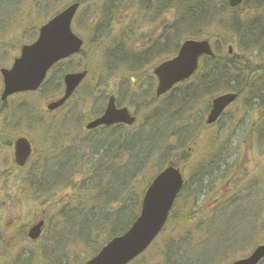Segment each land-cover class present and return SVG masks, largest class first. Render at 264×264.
Wrapping results in <instances>:
<instances>
[{
  "label": "rangeland",
  "instance_id": "rangeland-1",
  "mask_svg": "<svg viewBox=\"0 0 264 264\" xmlns=\"http://www.w3.org/2000/svg\"><path fill=\"white\" fill-rule=\"evenodd\" d=\"M73 1L75 0H41L40 4V0H0V61H3L2 64L0 63V68L11 67L15 57L20 55L19 47L36 40L38 24H43L53 13ZM83 1L84 4L73 22L72 28L85 39L87 47L82 55L61 61L55 70L51 71L55 73L56 77L62 71L88 69L89 77L75 93L73 100L69 101L61 110L51 113L45 110V104L59 95L61 85L57 84V78H55L50 87L42 89L37 94L13 96L7 102L4 110L0 112V135H6L5 139L0 137V264H74L76 259L74 253L76 252L73 249L77 250L78 259L91 257L113 234L111 227L98 225L106 218L98 215L101 208L99 209L97 204H94L89 213H86L90 209V204L97 202V198L110 194V192L113 196L115 193L121 194V189L115 190L118 184V180L115 183V173H112L109 176L110 179L107 180L104 177L107 171H102L101 161L109 162L111 158L94 157L86 149L75 157H69V159L72 158V161L67 160L71 153L68 148L73 146L70 139L78 134L84 135L86 123L96 118L93 107L88 105L89 102L100 98L102 102L106 103L110 94L119 93L117 94L120 96L117 100L118 104L137 105L135 108L129 107L140 117V123L136 127H125L124 134L126 136L139 130L143 123L154 116V113L158 114L157 118H160L161 124L172 115L174 104L153 110L152 107L157 103H152L151 99L147 104L137 103V94L142 90L146 95H150V82L153 81L151 78L155 60L143 63L144 68L140 65H133L131 59L127 61V66L132 71L130 72L128 68L127 71L121 70L124 67L120 62L121 59L117 58L115 62L110 63L106 54V51L110 50L108 45L112 47L114 40H117L114 43L118 44L120 37L114 36L109 39L107 45L105 42L110 35L113 37L114 34H119L126 39L125 47L129 50H143L148 46L154 47L155 45L154 50L150 52L153 53L157 50L154 53L157 55L159 53V56L164 57L162 49H158L164 40L178 30L180 24L184 25L185 31H188L187 23H184L183 18L176 11L175 4L168 2V8L164 10L167 14L161 13V9L157 10V14H155L152 10L151 0H149L151 5L146 3L147 0ZM185 1L188 7L201 2V0ZM46 2L48 3L47 11L52 10L55 5L56 8L51 14H44L45 10H43V14L39 18L38 11L47 6ZM252 2L253 0L245 2L241 8L245 17H241L253 19L257 14H264V0H260V5L261 2L262 5L257 9H254L255 5ZM108 4H110L109 13L105 8V5ZM177 7L181 9L183 2L179 1ZM245 7H248L246 11ZM135 9L139 11L135 12L134 21L136 23L140 20L136 25L132 22ZM82 12L86 17L85 24L81 22L80 14ZM106 15L112 30L105 31L104 25L103 28L94 30L97 23L102 22ZM178 19L180 21L177 23ZM262 20L264 25V19ZM15 22L17 23L14 29H9ZM206 30L208 36L218 35L225 42L232 43L234 51L240 52L241 45L237 42L239 39L237 33L235 35L234 32L229 31V36H223L216 24L209 25ZM155 31L158 32L154 34ZM212 39L216 51L218 49L221 53L218 54L226 57V44L222 46L215 38ZM5 45H8L7 48L14 53H8ZM11 54L12 56H10ZM257 56L251 58L250 64L255 68H262L264 56ZM131 75H133L135 85L126 91L122 79L124 76ZM50 77L49 75V79ZM262 77L261 74H258L255 81H263L264 77ZM239 80L241 78L238 81H229V87L235 89ZM194 84H197L195 79L192 82V85ZM2 85L3 79L0 74V95L3 91ZM189 85L190 82L181 88L174 89L173 94L183 93V89ZM185 93L184 95L190 98V95ZM210 95L208 93L200 99L198 105L193 108L194 113L188 119L200 122L210 105ZM239 98V102L228 108L227 113L218 124L201 131L198 130L196 134L187 132L185 137L176 136V134L166 135L165 143L159 144V149L156 147L152 149L148 156V160L152 161L148 163L146 160L142 168L143 171H140L139 175H144L145 181L141 180V176H138L128 189H123L124 194H121L116 200L110 201V207L119 208L123 212H129L130 209L135 212L137 207L139 211L145 184L149 181L146 177L154 170H158L155 165L156 160L164 158L166 154H170V157L176 159L183 158L186 186L178 206L174 209L172 222L167 225L152 247L141 255L135 264H165L167 256H169V264H172L183 255L185 250L184 257L187 260L176 261V264H216L226 254L233 255L235 251H239L237 255L246 254L242 251L249 249L252 245L255 248L259 244H264V209L262 210L264 205V125L262 123L264 95L262 98L253 99L250 103L246 94ZM79 99H83L84 102H80ZM185 101L186 104H189L188 100ZM245 102H248L250 112L243 108ZM254 103L255 105H251ZM162 110L164 111L162 112ZM74 121L75 128L69 123ZM80 124H84V127ZM11 125L17 129L10 130ZM57 130L63 132L58 133ZM8 131L11 133L7 134ZM19 131L21 132L19 134L29 136L35 152L29 165L23 170L15 169L13 159L9 160L13 153V146L12 148L9 146V140ZM97 134L100 136L101 132L97 131ZM229 135L233 138L226 143ZM63 139L66 140L64 145L61 144ZM108 141L111 140L108 139ZM117 141L119 144L115 141L112 142L115 148L116 144L119 146L126 143L120 138H117ZM186 141L190 142L185 144ZM154 152L156 153L153 155ZM216 152H218V159L212 161L211 166H207V161L211 160L210 154ZM98 170L101 173H98ZM232 177L234 178L232 179ZM249 180L252 185L255 182V186L249 188ZM246 193L252 196L244 197ZM83 195L86 196L82 200ZM221 198L222 200L230 198L220 204L227 206L232 204L231 208L228 207L227 210V214H230L224 213L222 219L216 220L217 222L212 224L213 220L200 221V219H211V216H208L205 211L199 216V208L209 207ZM114 211L108 212L107 218ZM42 213L46 218L45 232L39 241L32 242L25 236V228ZM83 220L88 221L89 224L92 223L94 227V229H87L89 232L92 231L90 235H88L89 233L85 235L89 238L92 236L95 241L98 238L101 239L100 244L95 242L93 245L90 240L87 246H83L80 238H73L69 243L72 233L69 222L71 221L70 225H73L76 221ZM76 224L78 227L77 222ZM209 224L211 225L208 227ZM85 226L87 225L85 224ZM57 242H63L67 245L66 248L71 251L65 249L57 251L54 255ZM231 242H234V247L229 246ZM240 249L242 250L240 251ZM66 252L71 254L68 259L59 260L58 258V260L51 261L56 259L58 254L65 255ZM51 255L54 256L48 259ZM235 259L233 256H228L224 259L223 264H231Z\"/></svg>",
  "mask_w": 264,
  "mask_h": 264
},
{
  "label": "water",
  "instance_id": "water-1",
  "mask_svg": "<svg viewBox=\"0 0 264 264\" xmlns=\"http://www.w3.org/2000/svg\"><path fill=\"white\" fill-rule=\"evenodd\" d=\"M243 1L229 0V3L230 6L235 7ZM79 7L78 3L70 5L47 25L41 27L37 42L23 47L22 56L16 59L11 69L1 70L5 87L1 96L3 101L17 92L37 90L53 64L80 51L83 40L79 39L70 28L73 16ZM181 45L175 58L163 62L155 68V73L160 80L158 91L165 93L176 82L190 77L197 70L201 55L214 56L211 44L207 39L202 41L186 40ZM86 75V71L66 75L64 96L51 102L48 108L51 110L61 107L72 96L73 91L81 84ZM236 99L237 95L233 93L216 97L207 122L216 121L224 109ZM135 119L126 108H116L115 98L111 97L103 116L90 122L87 127L95 129L101 124L118 122L129 124L133 123ZM15 142V161L19 165H25L32 153L31 143L24 137H20ZM182 184L183 178L179 169L170 166L164 170L148 188L143 201L142 215L134 222L133 227L123 236L114 237L99 254L85 264H126L144 251L166 224L169 210ZM43 226V220L34 224L30 228L29 237L32 240L37 239L42 233ZM263 257L264 246H259L251 257L236 261L235 264H257Z\"/></svg>",
  "mask_w": 264,
  "mask_h": 264
},
{
  "label": "bare ground",
  "instance_id": "bare-ground-1",
  "mask_svg": "<svg viewBox=\"0 0 264 264\" xmlns=\"http://www.w3.org/2000/svg\"><path fill=\"white\" fill-rule=\"evenodd\" d=\"M179 1L183 2V7L181 9L177 7V4L179 3ZM151 2L153 6L162 5V4H165L168 6V2H173L177 8L176 11L179 13V15H181V18L199 16L202 13L209 12L208 8L204 4L188 7L186 5L185 0H152ZM151 2L149 0L146 1V3L149 5H151ZM180 19H178L176 22L178 23ZM262 19H264V14L262 15L257 14V16H255L254 18L255 21H253V23L249 22L248 20L246 21L243 20L237 24L239 27L240 26L245 27L246 23L250 24L251 26H254L259 36L257 38L254 35L252 38H250L248 35L240 36L238 34L239 39L237 42L240 43L241 45L240 52L233 50V52H230L231 57H226L230 59L228 60V64L232 65L231 68L233 67L232 73L228 75V82L229 81L234 82V80L238 81V79L241 78V80H239L238 86H235V88H237L236 91L238 94V98L241 95L246 94V98L249 103L252 102L253 99L257 97L262 98L264 95V80L259 82V80L257 79L258 81H256L254 86H252L253 88L248 87L249 83L251 85V83L255 81V78L257 77L258 74L259 75L261 74L264 77V66L262 68L261 67L255 68L252 64H250V60L251 58H254V56L255 57H258L257 55L264 56V33H263L264 25H263ZM214 23L215 22L211 23V26H213ZM186 27L188 28L189 32L194 34L195 36H199V35H204L203 37L208 36L206 34L207 33L206 29L208 28V25H205L204 22H202V24L193 22ZM229 31L230 30L227 27L219 26V32L223 36L225 35L229 36L231 32ZM203 37L201 36L199 38H203ZM209 37L214 38L215 35L209 36ZM192 39L195 40V38H192ZM116 41L117 40H114L112 48L106 51V54L108 57L107 60L110 63H113L115 62V60H117V58L121 59L123 65L126 66L128 70L131 72L132 70L127 66V61L129 59L130 50L126 48L125 44L123 45L121 42H119L118 44H115L114 42ZM227 45L228 44L226 43V46ZM132 61H133L132 62L133 65H136V66L140 65L144 67L143 58L136 57L134 55L132 57ZM214 65L212 66H208L206 64L199 65L198 70H197L199 74L196 76H193V78H195V80L197 81V84L184 88L183 89L184 92L188 94H192V95L194 94L197 95L199 92H204V93L209 92L210 94L213 95L214 98L225 95L227 92L222 90L220 86L222 85V82L224 81L222 77V73L226 69L227 65H225V63H217ZM151 80L153 81L150 82L151 83V87L149 90L150 95H146L145 91L142 90L141 93L137 94V97H136L137 103L140 105L147 104L149 103L148 100L151 99L152 103H157L155 106L152 107L153 110L162 109L164 106H171L173 103V98L170 97L171 92L166 94L164 93V91H158L159 86H160V80L157 75L152 76ZM122 81H123L124 90L126 91L130 87H133L135 85L133 81V75L129 77L124 76ZM143 87L144 86L142 84V89ZM117 94L119 93L110 94L109 97H114L115 100L117 101L118 97H120L119 95L117 96ZM79 100L80 102H84L83 99H79ZM239 100L240 98L238 99V102ZM248 102H245L243 104V108L246 111L250 112L251 109L249 108ZM88 105L90 107H93L94 115H100L107 107V104L104 103V101L102 102V99L100 98L95 99V101L89 102ZM251 105H255V103ZM129 106L135 108L137 105L131 104V103H128V105H123V107L125 108H128ZM64 107L65 106H63V108ZM209 108L210 106L207 107V109ZM183 112L184 114L180 122H174L173 118L171 117V123L173 125L166 127L163 125L161 126L155 123H151L146 128H144V130L150 134L152 133H158L162 135L163 134L165 135L176 134V136L179 135L181 137H185L187 132H189L190 134H193V132L194 133L196 132V129L202 130L204 128V123H200L198 121L193 122L191 119H188L191 114L189 112H186L184 107H183ZM262 119H263L262 123L264 125V116L262 117ZM80 125L84 126V124H80ZM141 129H143L142 125H141ZM57 131L58 133L62 132L61 130H57ZM97 131L101 132L100 136L99 134H97ZM143 137L144 136H143L142 130L140 132H132V134L126 136L123 132L117 133L114 130H109V129L100 130L98 128L96 129V131L86 132L85 135L75 136L74 137L75 140L72 144L73 146L68 148L71 152L69 156L75 157L77 156L78 153L80 154V152H82L83 150L88 149V151L94 157H100L101 159L111 158L109 162L101 161V163L103 164L102 171H107L104 177L107 180H109L110 179L109 176L112 173H115V176H116L115 183H117V180H118V184L116 185L115 188L117 189L120 186H125V188H128L133 184V182L135 181V179L138 178V176L139 177L141 176L142 178L141 180L145 181L144 175L137 174L140 171H142V168L146 161V158H144V155H145L148 144L142 140ZM117 138L118 139L120 138L121 140L126 141L128 145L120 144L119 146H117V144H119V142L117 141ZM232 138L233 137L229 135V137L226 139L225 142L228 143L229 140ZM108 139L111 141L109 142ZM113 141L117 143L116 148L112 145ZM121 152H124L125 154H127V156L125 155L119 158V156L121 155ZM217 153L218 152H216L215 154L214 153L210 154L211 160L207 161V164H206L207 166L208 165L211 166L213 163L212 161H215L216 159H218ZM117 160H120V161H117ZM131 175L133 176L131 177ZM128 177H131V179L125 180ZM172 264H176V261H174Z\"/></svg>",
  "mask_w": 264,
  "mask_h": 264
},
{
  "label": "trees",
  "instance_id": "trees-1",
  "mask_svg": "<svg viewBox=\"0 0 264 264\" xmlns=\"http://www.w3.org/2000/svg\"><path fill=\"white\" fill-rule=\"evenodd\" d=\"M249 1V0H246V2ZM255 7L254 9H257V7H260L262 5V2H261V5H260V0H253L252 2ZM201 4H204L207 8H208V13H202L201 15L199 16H191L189 18H191L189 20V22L193 23H200L202 24V22L205 23V25H211V23L215 22L214 24L218 25V26H225L227 27L230 31H234V32H238V34L241 36V35H248L250 38H252L254 35L258 38V34H257V30L254 29V26H251L250 24L246 23L245 27H242V26H238L237 24L243 20H248L249 22H252L255 21L254 18L253 19H249V18H243L245 17L244 13H242V10L241 7L239 8H235L234 10H231L229 9L228 7V4H227V0H219V1H214V0H201V2L198 4V5H201ZM192 6H196V5H192ZM245 11L248 9V7H245L244 8ZM231 10V11H230ZM210 14V15H209ZM243 16V17H241ZM228 17V18H226ZM210 21V22H209ZM251 23V24H252ZM103 25L105 26V31H109V30H112V26L110 25V23H108V20L107 18L104 17V19H102V22L99 21L97 23V25L95 26L96 28H93L94 30L96 29H101L103 28ZM256 32H255V31ZM263 31V29H262ZM180 33L178 30L174 31L172 34H170V36L164 40L163 44L160 45L159 47L162 48V49H168V47H172V52L175 53L178 49V47L180 46L179 43L181 42V37H180ZM264 33V31H263ZM186 34L188 35V37L192 38V37H203L204 35H199V36H195L194 34L190 33L189 30L186 32ZM114 36H117V37H120L119 40L120 42L124 45L125 42H126V39H124V37H121V35L119 34H114L113 37L112 35H110L109 37H107V40L105 42V44L107 45V41L109 39H112L114 38ZM215 39L217 41L220 42V44H222V46L225 45V42L222 40V38L220 36H217L215 35ZM111 45H108V49L112 48L110 47ZM154 48V47H153ZM137 52L135 50H130V53H129V59L128 60H131L132 57L135 55L136 57H140V58H143L144 59V62L146 61V58L143 56V55H140L139 54H136ZM220 51L217 49V52H216V57L214 59L212 58H209V57H206L204 58V60L202 61V64H206L208 66H212L214 64H217V63H225V65H227L226 69L223 71L222 73V77L224 79V81L222 82V85L220 86V88H222V90L224 91H236L237 88L233 89V88H230L229 87V82H228V75H230L232 73V70H233V67L231 68L232 65H229L228 64V58L226 57H231V56H226V57H222L221 55H219ZM225 58V59H224ZM132 62V61H131ZM136 66V65H135ZM215 66V65H214ZM221 75V73H220ZM208 81V80H206ZM256 83V81L252 82L251 85L249 83L248 87H252L254 86V84ZM253 88V87H252ZM155 146L152 145L151 149L147 150L145 152V155H144V158H146V160H148V156L150 154V152L152 151V149L154 148ZM124 152H121V155L119 156V158L121 156H123ZM142 172V171H141ZM141 172L137 173V174H140ZM134 175V174H133ZM131 175V177L133 176ZM131 177H128L126 178L125 180L127 179H131ZM122 189L125 188V186H121ZM105 204V210L107 212H104L102 214V216H106V220H103L100 222V224H98L99 226L102 225V226H107V227H111L112 229H121L119 232L123 231V228H126L128 225L124 223V218H126V212H123L121 211L119 208H117L114 213L111 214V216H109L107 218V214H109L108 212H111V209H107L110 205V202H106V203H103ZM101 207V204L98 208ZM103 218V217H102ZM75 222V221H74ZM73 222V223H74ZM76 222L78 223V227H77V224ZM75 224L73 225H70L71 224V221L69 222V228H71V231L72 233L70 234V240H69V243L73 240V238H80L81 239V242L83 244V246H87L89 243H90V240L92 241V244L94 245L95 242L100 244V241L101 239H97L95 241V238H89L88 236H86L85 234L86 233H89L88 235L91 234L92 231H88L87 229L89 228H93L94 227L92 226V223L89 224L88 221L86 220H83V221H76ZM116 222V223H115ZM115 223V224H114ZM85 224L87 226H85ZM114 224V225H113ZM98 225H96V227H98ZM116 225V226H115ZM66 244H64L63 242H57V245L55 247V252H54V255L57 251H63L66 248ZM67 250H70V249H67ZM76 253H74L75 255V263L74 264H80V262H82L84 260V257L83 258H80L78 259V252L77 250L73 249ZM71 251V250H70ZM54 255H51L48 257V259H51ZM71 256V254L69 252H66L65 255H60L58 254L57 258L56 259H52L51 261H55V260H65V259H68L69 257ZM70 264V263H69Z\"/></svg>",
  "mask_w": 264,
  "mask_h": 264
}]
</instances>
